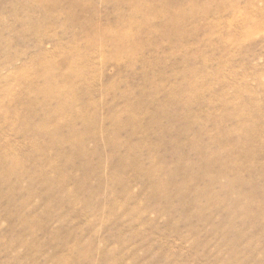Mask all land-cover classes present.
<instances>
[{"label": "rangeland", "instance_id": "obj_1", "mask_svg": "<svg viewBox=\"0 0 264 264\" xmlns=\"http://www.w3.org/2000/svg\"><path fill=\"white\" fill-rule=\"evenodd\" d=\"M0 264H264V0H0Z\"/></svg>", "mask_w": 264, "mask_h": 264}, {"label": "bare ground", "instance_id": "obj_2", "mask_svg": "<svg viewBox=\"0 0 264 264\" xmlns=\"http://www.w3.org/2000/svg\"><path fill=\"white\" fill-rule=\"evenodd\" d=\"M175 1H176V0H175ZM124 45H126V43H124ZM42 93H43V92H42ZM52 114H53V113H52ZM248 130H249V129H248ZM248 130H247V131H248Z\"/></svg>", "mask_w": 264, "mask_h": 264}]
</instances>
